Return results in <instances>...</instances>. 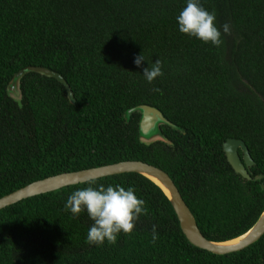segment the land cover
I'll list each match as a JSON object with an SVG mask.
<instances>
[{
    "label": "trees",
    "instance_id": "obj_1",
    "mask_svg": "<svg viewBox=\"0 0 264 264\" xmlns=\"http://www.w3.org/2000/svg\"><path fill=\"white\" fill-rule=\"evenodd\" d=\"M199 3L215 13L219 47L179 32L186 0H0V197L62 172L141 160L168 173L205 238L246 232L264 208V0ZM157 59L163 75L150 84L143 69ZM27 67L59 74L74 102L55 77L29 71L19 105L6 88ZM138 105L156 107L178 126H160L169 142L139 140L140 114L124 116ZM228 138L247 146L252 179L227 161ZM88 182L133 187L145 201L147 215L114 245L87 244L93 221L65 210L68 196ZM263 263L264 234L227 254L191 244L161 189L134 172L0 209V264Z\"/></svg>",
    "mask_w": 264,
    "mask_h": 264
},
{
    "label": "water",
    "instance_id": "obj_2",
    "mask_svg": "<svg viewBox=\"0 0 264 264\" xmlns=\"http://www.w3.org/2000/svg\"><path fill=\"white\" fill-rule=\"evenodd\" d=\"M29 71H36L47 76L55 77L64 85L69 100L74 102L73 93L69 85L59 74L50 71L47 68L27 67L18 71L10 80L6 88L7 94L17 101L19 105H21L20 79ZM133 112H138L140 114L138 121V136L142 143L149 144L156 140L169 142L161 132L160 126L162 124H167L175 129H178V126L169 122L163 116L162 112L156 107L150 105H138L129 108L126 110L124 115L126 121L129 120L130 115ZM222 148L226 159L232 166L233 170L246 180L252 179L247 168L252 166L254 161L250 156L244 141L241 139L228 138L223 142ZM239 150L241 151V155L239 154ZM128 172L141 174L161 189L170 201L177 215L179 226L185 237L191 244L199 248L215 254H227L246 248L257 241L264 234L263 208L254 224L243 234L223 241L208 240L203 236L198 228L193 214L186 202L183 200L178 188L168 173L157 166L141 160H125L78 171L62 172L30 182L27 185L0 197V209L22 199L54 191L62 187L86 182L104 176ZM261 177V175H258L254 177V180H259ZM262 188H264V186H262Z\"/></svg>",
    "mask_w": 264,
    "mask_h": 264
},
{
    "label": "clouds",
    "instance_id": "obj_3",
    "mask_svg": "<svg viewBox=\"0 0 264 264\" xmlns=\"http://www.w3.org/2000/svg\"><path fill=\"white\" fill-rule=\"evenodd\" d=\"M215 19V13L207 11L199 0H186V7L176 17L180 33L219 47L223 41ZM222 28L224 34L230 33V26L227 23ZM144 61V56L140 54L133 62L140 67ZM161 68L159 59L151 67L144 68L145 80L151 84L154 79L162 76ZM153 91L160 90L154 88ZM65 210L70 211L73 217H77L81 212L87 213L93 223L87 232L85 242L95 246H102L105 241L109 245H114L118 234L130 235L138 218L147 215L148 212L145 201L136 196L133 187L125 189L120 184L105 186L96 185L95 182H88L87 186L73 191L67 198ZM152 233V242H155L157 239L155 225Z\"/></svg>",
    "mask_w": 264,
    "mask_h": 264
},
{
    "label": "bare ground",
    "instance_id": "obj_4",
    "mask_svg": "<svg viewBox=\"0 0 264 264\" xmlns=\"http://www.w3.org/2000/svg\"><path fill=\"white\" fill-rule=\"evenodd\" d=\"M239 239V238H238Z\"/></svg>",
    "mask_w": 264,
    "mask_h": 264
}]
</instances>
